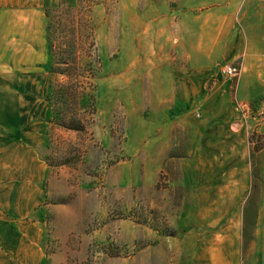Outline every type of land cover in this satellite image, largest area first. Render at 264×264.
I'll list each match as a JSON object with an SVG mask.
<instances>
[{
    "label": "rangeland",
    "instance_id": "rangeland-1",
    "mask_svg": "<svg viewBox=\"0 0 264 264\" xmlns=\"http://www.w3.org/2000/svg\"><path fill=\"white\" fill-rule=\"evenodd\" d=\"M48 1L50 16L45 0H0V124L12 130L14 123L17 142L47 165L39 185L47 233L41 264H188L198 237L211 240L216 231V241L239 242L225 248L227 262L264 264V93L239 103L237 76L220 73L225 61L206 87H193V66L173 51L180 0ZM213 11L223 17L215 32L238 30L244 49L264 53V0L203 9ZM48 39L61 48L55 61L70 40L83 42L79 62L92 72L75 70L73 79L94 94L86 110L77 105L51 119L52 105L75 103L49 99L52 85L61 89L67 77L49 71ZM219 79L231 82V96L211 94ZM78 111L84 129L65 127ZM209 130L246 134L251 184L245 200L223 202L231 207L222 217L190 216L182 208L181 164L199 140L212 139Z\"/></svg>",
    "mask_w": 264,
    "mask_h": 264
},
{
    "label": "crops",
    "instance_id": "crops-1",
    "mask_svg": "<svg viewBox=\"0 0 264 264\" xmlns=\"http://www.w3.org/2000/svg\"><path fill=\"white\" fill-rule=\"evenodd\" d=\"M237 1L239 0H180V31L178 45H174L173 51L187 57L189 64L193 66L194 88L206 87L209 80L216 76V72L219 74L216 69L220 61L229 63L239 59L241 72L237 76L235 98L239 103H244L264 93V53L260 52L263 48L256 49L252 54L250 44L247 45V50L244 49L241 41L243 38L238 30L226 36L215 32L214 25L222 21L223 17L215 11L203 12L204 8L210 6L231 8ZM207 25L211 26L210 34H206ZM220 73L222 74L221 70ZM4 85L9 88V84ZM210 87L214 96L219 91L225 98L231 96L230 81L219 79L213 81ZM11 127L12 130L9 125L7 129H2L0 124V264H14L17 257L29 258L28 264H41L47 233L45 222L42 221L46 209L40 203L43 199L40 186L47 176V165L30 145L17 142L15 124ZM207 133L212 135V139L199 140L192 154L181 164V183L184 186L182 208L190 216L222 217L223 209L231 207L225 206L224 201L245 200L248 195L251 175L245 162L247 136L242 132L235 136L226 130L215 133L209 130ZM209 144L220 145L222 150L226 148L227 154L214 150ZM26 216L28 220H25ZM206 232L203 231L204 235L201 232L205 238ZM219 232H215L216 239L212 235L207 238L211 240L207 241L198 237L195 242L198 250L192 256L195 252L198 253L195 254L194 261L190 254L186 255L189 258L188 264L233 263L230 258L228 262L225 260V248H236L239 242L225 241V236L216 241ZM235 232L238 233L237 230ZM189 236L188 231H185L182 239L186 241L187 238L190 239ZM185 250L187 251L186 248ZM228 253V257L232 256L231 251Z\"/></svg>",
    "mask_w": 264,
    "mask_h": 264
},
{
    "label": "trees",
    "instance_id": "trees-1",
    "mask_svg": "<svg viewBox=\"0 0 264 264\" xmlns=\"http://www.w3.org/2000/svg\"><path fill=\"white\" fill-rule=\"evenodd\" d=\"M69 1H74V0H69ZM48 4L49 1L45 0V5H46L45 13L47 16H50L52 10L51 11L49 10ZM48 40H49L48 46L52 51L51 54L52 58L48 61L49 71L55 73H61L62 75L67 77V80L61 79L62 81H59L60 83L59 85L61 89H55L56 87H58V84L56 86V83L52 85V91L50 94H48L50 96L49 99L51 98H54L55 100L58 99L60 103H68V102L70 103L71 101H74L75 103L74 105H72L67 109H62V107L60 106L58 107V105L54 107V105L51 104L53 106L52 107L53 114L51 119H55V118L57 119V116H59L62 111L70 112V109L75 110L76 109L75 106L77 105L79 106V108H83L84 110H86L91 105H94V94L93 93L90 94L87 91L80 89L77 85L79 80L73 79V78L76 79V76L74 74L75 70H80V72H88V73L92 72V70L88 71L86 68H84L85 66L84 64L86 62L83 63L79 62L78 53L80 51L79 49H82L81 44H83V42L82 41L79 42L78 39L76 41L74 39L70 40V44L68 46L66 45L64 48L65 51L58 53V57H60L58 61H55L54 51H56V49L59 47H57L58 44L54 43L52 39L51 40L48 39ZM98 63H100L99 58H98ZM89 67H92V65L89 64L87 68ZM80 76L85 77L87 75L80 74ZM82 114L83 112L79 113L78 111L77 116H74L73 119V122L75 124H71L73 126H65V127L69 129L83 130L84 125L80 123V120L82 119Z\"/></svg>",
    "mask_w": 264,
    "mask_h": 264
},
{
    "label": "built area",
    "instance_id": "built-area-1",
    "mask_svg": "<svg viewBox=\"0 0 264 264\" xmlns=\"http://www.w3.org/2000/svg\"><path fill=\"white\" fill-rule=\"evenodd\" d=\"M221 72L227 77L238 76L241 72V67L238 63H227L221 67Z\"/></svg>",
    "mask_w": 264,
    "mask_h": 264
}]
</instances>
